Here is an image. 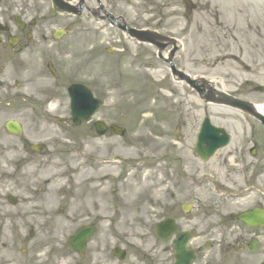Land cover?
I'll return each instance as SVG.
<instances>
[{"label": "rangeland", "instance_id": "374dc122", "mask_svg": "<svg viewBox=\"0 0 264 264\" xmlns=\"http://www.w3.org/2000/svg\"><path fill=\"white\" fill-rule=\"evenodd\" d=\"M170 1L174 9L163 12L168 13L163 24L173 32L172 28L192 25V35L185 40L189 58L195 50L203 56L217 57L227 52L237 55L235 50H223V47L244 49L246 42L257 41L259 46L264 42L263 28L244 27L239 16L243 14V0H202L201 9L186 19V23L178 9L180 2ZM231 1L235 7L234 15L230 16ZM207 4H210L209 11L216 4L221 5L224 9L221 21L226 26L235 20L237 27L218 30L209 25L212 24L209 16L213 18V14L207 12ZM172 10H177V14L171 15ZM249 18L255 19L258 15L251 10ZM74 20L75 25L82 22V18ZM258 34L261 39H257ZM213 41H220L221 45L218 47ZM148 52L147 47L135 45L120 33H85L76 26L57 45L44 46L36 41L21 60L12 57L10 62L7 59L0 63V99L7 93L13 98L11 107L3 108L4 104H0V152L16 155L10 156V161L18 159L12 163L18 168L16 175L5 179L0 172V264H98L99 250L107 243L104 227L91 243L85 259L80 260L67 247L72 232L68 216L69 180L74 179L77 184L90 175V171L82 170L80 175L72 177L69 156H180L179 127L188 131L205 115L231 128L232 122L247 120L224 108L207 105L189 88L173 82L167 77L164 65L153 61ZM49 61L60 75L58 82L47 70ZM236 72L238 79L244 77L237 69ZM77 82L90 87L102 99V117L129 127L130 140H97L89 134L87 126L72 128L66 89ZM17 83L21 91L16 88ZM19 95L26 96V101L14 97ZM11 119L24 125L27 142L45 146L44 154L23 155L22 142L3 130L4 123ZM177 121L181 123L178 125ZM191 146L192 140L187 138V156ZM44 164H53L56 171L65 173L58 182V200L45 206L42 200L48 186L42 174L28 176L29 169H40ZM4 166L1 160L0 170ZM10 194L19 200L15 207L6 202ZM49 208L51 212L47 211Z\"/></svg>", "mask_w": 264, "mask_h": 264}, {"label": "flooded vegetation", "instance_id": "af4514ba", "mask_svg": "<svg viewBox=\"0 0 264 264\" xmlns=\"http://www.w3.org/2000/svg\"><path fill=\"white\" fill-rule=\"evenodd\" d=\"M62 1L81 7L88 31L118 30L127 16L136 30L163 29L150 19L153 0ZM44 15L62 16L52 0H0V50L21 54L32 29L25 18ZM261 48L248 46L252 68L242 84L225 73L224 85L200 89L226 91L264 110V66L256 64ZM244 124L226 131L236 139L232 148L208 159L185 156V149L180 156H69L72 177L90 171L82 182L69 180L73 234L104 227L98 264H264V123Z\"/></svg>", "mask_w": 264, "mask_h": 264}, {"label": "water", "instance_id": "95a60500", "mask_svg": "<svg viewBox=\"0 0 264 264\" xmlns=\"http://www.w3.org/2000/svg\"><path fill=\"white\" fill-rule=\"evenodd\" d=\"M71 96V109L75 126L79 125L81 122L87 121L90 117L98 111L100 108V102L95 100L90 91L86 90L83 87H73L70 90ZM255 116L264 120V118L260 115L255 114ZM8 129L13 131L16 134L20 133V128L17 125L12 123L8 124ZM103 132L100 131V134ZM90 234L88 231L83 238H76L77 246L76 250L79 251V248L84 243L87 236ZM81 239V240H80Z\"/></svg>", "mask_w": 264, "mask_h": 264}, {"label": "bare ground", "instance_id": "6f19581e", "mask_svg": "<svg viewBox=\"0 0 264 264\" xmlns=\"http://www.w3.org/2000/svg\"><path fill=\"white\" fill-rule=\"evenodd\" d=\"M259 111H261V107H257ZM45 173L49 174L50 176V187L47 190V193L45 195V203L50 204L54 201H56L58 197V189H59V179L61 178V173H57L53 171L52 166H49L48 169L45 171ZM34 174V173H32ZM57 180V181H56ZM58 183V184H57Z\"/></svg>", "mask_w": 264, "mask_h": 264}]
</instances>
